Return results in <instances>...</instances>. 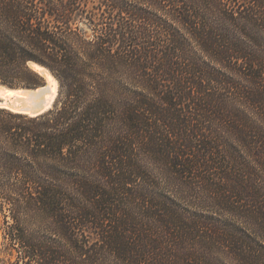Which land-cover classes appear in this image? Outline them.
<instances>
[{"label": "trees", "instance_id": "16d2710c", "mask_svg": "<svg viewBox=\"0 0 264 264\" xmlns=\"http://www.w3.org/2000/svg\"><path fill=\"white\" fill-rule=\"evenodd\" d=\"M6 264H264V0H0Z\"/></svg>", "mask_w": 264, "mask_h": 264}, {"label": "bare ground", "instance_id": "6f19581e", "mask_svg": "<svg viewBox=\"0 0 264 264\" xmlns=\"http://www.w3.org/2000/svg\"><path fill=\"white\" fill-rule=\"evenodd\" d=\"M35 69L45 76L47 80V85L45 87H38L35 90H25L9 89L0 85V94L12 97L18 101L24 100L30 104H34V109L42 110L48 108L56 96L58 81L48 69L42 66H35Z\"/></svg>", "mask_w": 264, "mask_h": 264}, {"label": "water", "instance_id": "95a60500", "mask_svg": "<svg viewBox=\"0 0 264 264\" xmlns=\"http://www.w3.org/2000/svg\"><path fill=\"white\" fill-rule=\"evenodd\" d=\"M27 65L42 78V81H43L42 84L35 86V87H24V86H13V85H10L7 83L0 82V85L4 86L6 88H9V89H25V90H35L38 87H40V88L45 87L47 85V80H46L44 75H42L39 71H37L35 69V66H42L46 69H48V68L46 66L36 62V61H33V60H28ZM56 95H57V93H56ZM54 100H55V98H54ZM54 100L52 101L51 105L48 108L40 110V109H34L33 108L34 104H30L27 101H24V100L18 101L16 99H13L12 97H8L6 95L0 94V107L8 109V110L13 111V112L28 115V116H37V115H41V114L47 112L52 107Z\"/></svg>", "mask_w": 264, "mask_h": 264}, {"label": "rangeland", "instance_id": "374dc122", "mask_svg": "<svg viewBox=\"0 0 264 264\" xmlns=\"http://www.w3.org/2000/svg\"><path fill=\"white\" fill-rule=\"evenodd\" d=\"M43 82V81H42ZM42 84V83H41ZM57 94H58V90H57ZM56 98H57V95L55 96V100H54V102H53V105H52V107L51 108H53L54 107V104H55V101H56ZM50 108V109H51ZM49 109V110H50ZM48 110V111H49ZM2 222H3V212L1 211V209H0V262H1V260H5V259H7V255L2 251ZM1 264V263H0ZM2 264H6V263H2Z\"/></svg>", "mask_w": 264, "mask_h": 264}]
</instances>
